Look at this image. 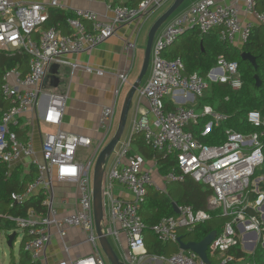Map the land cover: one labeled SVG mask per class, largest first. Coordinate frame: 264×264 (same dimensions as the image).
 Masks as SVG:
<instances>
[{"label":"built area","instance_id":"1","mask_svg":"<svg viewBox=\"0 0 264 264\" xmlns=\"http://www.w3.org/2000/svg\"><path fill=\"white\" fill-rule=\"evenodd\" d=\"M167 0H139L136 6L112 5L106 9L111 13L107 19L91 9H74L73 16L66 19L70 33L63 34L51 26L42 29L48 18L50 7H58L56 0L49 4L13 2L0 0V51L20 49L28 54V70L25 74L16 69H7L1 78L0 90L7 107L0 114V163L7 166L6 174L13 167L28 161L37 169L36 178L22 192L10 194L12 204H21L26 198L39 192L43 195L44 210L29 208L25 216L2 215L22 232V249L38 264H46L45 251L51 235L64 240L67 230L79 229L88 243L87 254L76 257L70 264H105L104 254L97 240L92 204L90 167L94 154L85 162L77 160V150L91 145V139L83 135L68 133L59 128L66 95L42 92V82L52 63L62 62L65 54L91 50L115 34L119 24L135 22L143 24ZM254 12L256 24L242 22L236 7L222 5L214 0H195L187 9L173 15L159 34H155L150 52V76L138 87L137 94L148 103L151 118L146 114L132 121L131 131L125 141L120 142L107 178L130 193V198L110 196L108 219L117 224L126 236L128 250L122 254L125 264H137L138 251L146 253L145 224L139 214L140 205L148 187L162 190L152 178L155 159L146 166L144 157L131 150V136L141 132L152 150L173 153L178 172L163 176L167 182H182L189 177L207 185L211 194L206 200V209L194 211L191 206H177L178 213L163 217L149 230L163 242L177 245L180 229L190 230L196 223L210 217L209 211L220 210L228 219L215 234L207 248L209 262L201 260L191 250H180L170 255H153L166 264H256L254 260L235 258L228 253L232 247L240 246L248 256L253 255L259 244L264 248V190L260 188L262 175L255 172L263 166L262 140L264 131L248 134L233 129L225 130V140L220 144H204L194 138L186 128L197 124L200 117L207 118L201 134L209 133L227 119L225 113L203 105L198 113L187 106L200 97L210 82L226 84L231 90L242 87V78L236 61L219 56L205 76L192 72L186 74L180 59L169 60L163 51L173 45L188 28L196 27L200 34L217 29L219 39L234 47H241L251 27L264 24V11L254 10V1L247 0ZM37 33V37L34 35ZM135 42H127L126 48L133 50ZM74 67V64H71ZM86 71H103L84 67ZM120 85L126 82L127 74H118ZM118 90H115L117 94ZM47 102L40 110L41 98ZM167 98V99H165ZM167 104L173 108L166 109ZM31 114L28 118L26 115ZM113 115V106H104L98 125L108 130ZM55 127L43 133L40 144V161L36 157L32 141L23 133L31 120ZM25 119V120H24ZM246 120L253 127L264 125L258 110H250ZM120 141V140H119ZM53 179L68 181L75 185L76 206L71 212L59 213L53 204ZM253 194V197H251ZM14 230V231H15ZM115 226H106L102 231L118 240ZM119 242V241H118ZM64 248L67 245L63 242Z\"/></svg>","mask_w":264,"mask_h":264},{"label":"trees","instance_id":"2","mask_svg":"<svg viewBox=\"0 0 264 264\" xmlns=\"http://www.w3.org/2000/svg\"><path fill=\"white\" fill-rule=\"evenodd\" d=\"M139 0H124L122 2L112 1V5L136 6ZM264 11V0H261ZM73 16L72 11L62 9H49L48 18L43 23L42 29L54 26L63 34L70 33L67 30L66 19ZM37 36V34H36ZM248 52L256 60L257 68L246 60L241 59V53ZM162 56L169 60L180 59L184 65L186 74L197 72L205 76L207 71L216 63L219 56H223L228 61L238 63L239 72L242 78V87L239 90H231L226 84L210 82L207 90L200 96L194 110L200 112L203 105H210L214 110L225 113L227 119L219 127L213 128L209 133L202 135V127L207 118L200 117L197 124L189 125L186 129L192 132L195 139L204 144H220L225 140V130L233 129L237 132L248 134L254 131H264V125L253 127L246 120V114L250 110H258L264 121V24L254 25L250 29L247 41L241 47L228 45L219 39L218 30L214 29L208 33L200 34L196 27L185 30L170 47L166 48ZM29 56L20 49L11 51H0V84L3 73L7 69L16 68L21 74L28 70ZM254 75L260 80V86H256ZM0 90V114L7 107ZM173 108L167 104L166 109ZM24 130L18 131L23 138ZM262 140V151L264 154V136ZM131 144L136 147V153L141 154L145 160L156 161V169L160 176H165L170 172L177 173L176 157L173 153L152 150L145 143L141 132L131 136ZM132 147V146H131ZM130 152H132L130 150ZM7 166L0 163V228L2 230H15L12 222L4 219L2 215L25 216L29 208L38 211L44 210L41 205L43 195L39 192L25 199L21 204H12L10 194L22 192L25 186L32 182L37 176V169L34 165H29L27 171L22 166L15 167L9 174H6ZM262 175L260 188L264 190V163L255 172L254 177ZM211 189L202 183H198L186 177L182 182L172 181L166 183L164 191L148 187L147 193L140 205L139 214L145 224V233L151 234L144 238L146 252L151 255H170L178 251L177 245L163 243L150 232V228L156 225L163 217L174 215L172 203L177 206L188 205L194 211L205 210L207 197L211 194ZM253 197V194H251ZM209 219L196 223L190 230L180 229L179 236L183 241L198 242L211 231L218 233L227 221V217L221 211H209ZM16 235L14 237V240ZM13 240V242H14ZM228 253L235 258L254 260L256 264H264V248L259 244L253 255H247L238 245L228 250ZM18 264H38L32 262L27 252L21 248Z\"/></svg>","mask_w":264,"mask_h":264},{"label":"crops","instance_id":"3","mask_svg":"<svg viewBox=\"0 0 264 264\" xmlns=\"http://www.w3.org/2000/svg\"><path fill=\"white\" fill-rule=\"evenodd\" d=\"M11 1L24 3L37 2L46 5L51 2V0ZM112 1L122 2L124 0H56L58 7H50L49 9H62L64 11H73L78 8L91 9L95 11L100 18L107 19L111 16V13L107 11L106 5ZM194 1L195 0L190 1L188 6H190ZM214 1L222 5L236 7L238 10V17L242 22H253L256 24L254 12L248 9L247 0ZM253 1L254 10L261 12L263 9L261 0ZM171 2L172 0H167L164 3L165 7L160 11V14L170 5ZM188 6L181 7L178 9L176 14L187 9ZM153 21L146 23L144 28H142V25L145 22L141 25H136L135 22L119 24L116 27L115 34L101 42L96 47L79 53L65 54L62 57V62L52 63L46 71L42 82V92H58L66 95L59 128L68 133L83 135L90 138L91 145L84 147V149H87L90 156L94 154L93 160H95L96 151H99V149L103 147L116 129L123 99L139 74L144 53L142 48L143 46L145 48L144 44L146 43L147 32ZM66 28L67 30L69 29L68 27ZM36 34L34 35L35 37H37ZM127 42H135L133 50L126 48ZM71 64H74L75 66L72 67ZM52 65H58L55 69L56 72L53 78L49 74ZM84 67L99 69L103 71V73L99 75L95 71L88 72ZM120 73L127 74L126 82L121 85L118 79V74ZM149 76L150 70L144 82H142L144 77L142 78L139 87L146 83ZM116 89L118 90L117 94H115ZM41 100L40 110L45 106L47 97L43 96ZM108 105L113 106V115L110 127L108 130H103L98 125V119L102 108ZM144 114H146L148 118H151L147 100L135 92L124 129L127 130L126 137L122 141H125L128 138L131 131L132 121L134 119H139ZM26 117L31 118L32 115L28 114ZM43 124L44 123L38 122L37 119L34 118L31 120V124L26 125L24 129V132H27V135L32 141L36 157L39 161L41 159L39 150L43 133L55 130V127L48 126L46 124H44L45 126H42ZM131 146V151L135 152L136 147L134 144H131ZM76 156L79 162H85L90 157L85 156L86 158H82L81 155ZM17 166H22L24 171H27L29 166L28 161H24L23 164L16 165L15 167ZM146 166H150V162L147 160ZM15 167H13V169ZM92 168L93 164L90 167V179L92 175ZM104 177L105 175L103 176L102 200L104 199V192L107 191L108 194L105 206L103 204L105 225L115 226L118 230L119 226L117 224L113 225V223H111L108 219L109 198L112 195L115 197L129 199L131 196L127 190L123 189L118 184H110L108 178ZM154 180L162 190H165L166 183H169L164 181L163 177L158 173ZM52 187L53 204L58 209L59 213L63 214L71 212L75 208L77 201L75 185L68 181H58L53 179ZM118 231V240L112 236L110 237L115 245L114 250L116 251L119 259L122 260V254L128 250V246L125 234L120 230ZM150 236L151 234L145 233V239ZM13 240L12 245L15 242V240L14 242ZM63 242L67 245V250L64 248L65 246L63 245ZM21 244L22 242H20V245ZM172 245L174 244H171L170 246ZM89 250L90 247L85 241L83 233L77 228H70L67 230L63 241L57 235H51L45 251L46 264H70L73 259L87 254ZM19 258L16 264H18ZM138 258L139 261L137 264H166L164 261L154 258L153 255L148 254L147 252L142 253V251H138Z\"/></svg>","mask_w":264,"mask_h":264},{"label":"water","instance_id":"4","mask_svg":"<svg viewBox=\"0 0 264 264\" xmlns=\"http://www.w3.org/2000/svg\"><path fill=\"white\" fill-rule=\"evenodd\" d=\"M185 0H172L170 5L153 21L151 26L147 32V38L143 53L142 64L140 67V71L132 85L130 86L128 92L126 93L123 103L121 106L118 123L116 129L103 147L96 151L95 160L92 169L91 175V184H92V204H93V219L95 232L97 236L98 243L100 248L105 256V258L109 261L110 264H125L122 262L116 251L114 250L113 245L110 243L108 239V235L102 231V222L104 219V211H103V200H102V189H103V176H104V164L107 159L110 157L112 152L114 151L117 143L121 139V136L125 129V124L129 112V108L132 102V98L140 86L141 80L147 72L149 62H150V52L151 46L155 37V34L159 27L181 6V4ZM241 59L249 61L254 69L257 68L255 58L248 52L241 53ZM58 65H52L50 68V76L53 78L55 74V69ZM254 79L256 82V86H260V80L257 75H254ZM172 207L174 212L178 213L177 204L175 202L172 203ZM216 232L211 231L208 233L203 239L198 242L195 241H183V239L179 236L177 239L178 248L180 250H191L197 254V256L203 260L204 262H209L207 257V248L212 239L214 238ZM16 232L13 231L10 235L7 236V245L11 247L12 240L14 239Z\"/></svg>","mask_w":264,"mask_h":264},{"label":"rangeland","instance_id":"5","mask_svg":"<svg viewBox=\"0 0 264 264\" xmlns=\"http://www.w3.org/2000/svg\"><path fill=\"white\" fill-rule=\"evenodd\" d=\"M190 1H192V0H185L178 9H180L181 7L188 6ZM164 7H165V5L160 10L155 11L148 18V20L142 25V28H144V25L146 23H149V22L153 21L160 14V11ZM178 9L159 27V29L156 32V35L159 34L163 30V28L166 26V24L168 23V21L170 20V18L178 12ZM142 34H143V30H142ZM143 50H144V46L142 48V51ZM149 70H150V64L148 66L147 73H146V75H145V77H144V79H143L142 82H144L145 78L147 77V75L149 73ZM165 99H167V98H165ZM198 102H199V98L196 97L195 98V101L192 102V103L189 102L187 104V106L195 108ZM42 126H45V125L43 124ZM126 131L127 130H124V132H123V134L121 136L120 141L117 143L114 151L112 152V154L110 155V157L107 159V161L104 164V175H105L104 178H107L108 172H109V170H110V168H111V166L113 164V160H114V156H115L116 150H118V148L120 146V142H122V140L125 139V137H126ZM76 153L79 156L81 155L82 158L85 157L87 154H88L87 156H90L89 153H88V151H87V149H84V148H79ZM157 173H158L157 172V169L156 168H153L152 169V178L153 179L156 177ZM107 198H108V194H107V191H105L104 192V199H103L104 200L103 201L104 206H105V204L107 202ZM0 214H2V212H0ZM12 232H13V230H9L8 231V230H2L0 228V264H16L17 263V260L19 258V255H20V252H21V248H22V245H20V242H21V239H22V232L19 231V230L18 231L15 230V232H16L15 242H14V244L11 247H8V245H7V236L10 235ZM108 239H109L110 243L114 247L115 245H114L111 237H108ZM103 260H104L105 264H110L109 261L105 258V256H104Z\"/></svg>","mask_w":264,"mask_h":264}]
</instances>
